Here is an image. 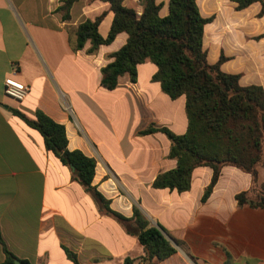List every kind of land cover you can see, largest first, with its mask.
Wrapping results in <instances>:
<instances>
[{
	"label": "crops",
	"instance_id": "0c3cea01",
	"mask_svg": "<svg viewBox=\"0 0 264 264\" xmlns=\"http://www.w3.org/2000/svg\"><path fill=\"white\" fill-rule=\"evenodd\" d=\"M65 1L0 0V234L9 251L30 264H73L65 249L79 264H125L127 258L149 264L141 260L146 254L138 238L101 210L73 179L71 167L46 150L41 134L15 116L14 109L28 118L41 111L64 125L68 149L96 161L92 185L110 208L131 218L136 207L151 225L179 242L177 252L162 264H225L227 254L234 264H264V209L238 208L236 201L237 194L251 190V175L224 166L206 203L201 199L212 179L209 167L194 170L187 192L155 189V179L177 162L169 157L171 142L165 134L142 132L165 127L184 135L186 99L173 100L162 91L152 80L157 67L150 62L139 66L136 82L124 75L114 90L103 89L102 69L128 36L119 34L93 54L90 41L78 50L79 25L108 12L99 28L106 37L113 14L107 3L78 0L64 19L58 9ZM169 1L156 0L163 4L161 16L168 15ZM219 1L197 0L201 15L214 17L204 31V48L213 49L209 62L216 63L223 53L228 59L223 72L241 75L243 87L264 89L261 5L236 11L225 0L242 27L214 37L210 45L207 31L222 14ZM124 4L141 14L140 0ZM7 78L30 86L24 101L5 95ZM258 171L264 185V167ZM5 259L0 242V264Z\"/></svg>",
	"mask_w": 264,
	"mask_h": 264
},
{
	"label": "trees",
	"instance_id": "16d2710c",
	"mask_svg": "<svg viewBox=\"0 0 264 264\" xmlns=\"http://www.w3.org/2000/svg\"><path fill=\"white\" fill-rule=\"evenodd\" d=\"M78 0H67L59 7L64 19L70 18V10ZM109 4L113 20L106 37L99 28L108 15L103 12L95 20H86L77 29V49L90 41L89 53L100 46L112 44L117 36L126 33V44L111 56L114 59L102 69L101 86L114 90L119 79L129 75L132 82L138 78L141 64L150 62L157 67L152 77L171 99H186L187 131L175 135L168 128L149 127L143 135L155 132L165 134L171 142L169 157L177 162L176 168L160 174L154 181L155 189L187 192L191 188L192 174L199 167L213 171L210 184L205 188L202 203H206L217 185L224 166H233L252 177L250 191L236 195L238 208L249 206L264 209V185L259 184V168L264 167V89L252 85H240L241 75L228 74L221 66L228 59L223 53L211 64L204 48L205 26L214 17L201 15L197 0H170L169 13L161 16L163 4L156 0H140L142 12L126 6L125 0H92ZM236 11H243L255 3L261 5L259 17H264V0H230ZM260 38V37H258ZM257 38V39H258ZM13 114L29 127L38 131L44 139L47 151L60 159L63 165H73V179L90 192L107 215L115 218L128 232L138 238L144 247L149 264H162L177 252L179 242L165 234L160 226L151 225L146 216L134 208L131 218L113 211L110 202L93 184L96 161L81 151L68 149L64 125L56 123L38 111L35 118H28L18 110ZM261 187V192L257 189ZM6 259L2 264H30L19 260L3 242ZM73 264H79L77 256L65 249ZM137 259L127 258L125 264ZM225 264H234L227 254Z\"/></svg>",
	"mask_w": 264,
	"mask_h": 264
},
{
	"label": "rangeland",
	"instance_id": "374dc122",
	"mask_svg": "<svg viewBox=\"0 0 264 264\" xmlns=\"http://www.w3.org/2000/svg\"><path fill=\"white\" fill-rule=\"evenodd\" d=\"M222 14L219 15L218 19L215 17L216 25L210 27L207 31V41L211 43L214 42V37L220 35H226L228 31L239 30L238 27H242V21L239 20V16L234 13V10L226 7L228 5L225 0H220L217 2ZM207 4V2H206ZM220 12V13H221ZM219 13V12H218ZM235 16V18H234ZM224 49V48H223ZM208 52L210 57H213V49L208 47Z\"/></svg>",
	"mask_w": 264,
	"mask_h": 264
},
{
	"label": "built area",
	"instance_id": "2783aa9c",
	"mask_svg": "<svg viewBox=\"0 0 264 264\" xmlns=\"http://www.w3.org/2000/svg\"><path fill=\"white\" fill-rule=\"evenodd\" d=\"M4 86L5 95L18 102L24 101L31 90L29 85L17 82L11 78L5 80Z\"/></svg>",
	"mask_w": 264,
	"mask_h": 264
},
{
	"label": "water",
	"instance_id": "95a60500",
	"mask_svg": "<svg viewBox=\"0 0 264 264\" xmlns=\"http://www.w3.org/2000/svg\"><path fill=\"white\" fill-rule=\"evenodd\" d=\"M71 169L75 171V167L73 165H70ZM15 264H21L18 260L15 261Z\"/></svg>",
	"mask_w": 264,
	"mask_h": 264
}]
</instances>
